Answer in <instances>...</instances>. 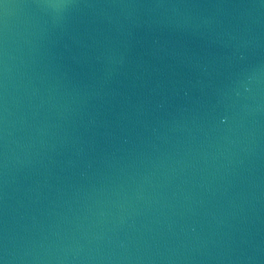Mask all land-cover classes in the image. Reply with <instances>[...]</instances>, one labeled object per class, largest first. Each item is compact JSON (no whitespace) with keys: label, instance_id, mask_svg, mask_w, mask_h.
<instances>
[{"label":"water","instance_id":"water-1","mask_svg":"<svg viewBox=\"0 0 264 264\" xmlns=\"http://www.w3.org/2000/svg\"><path fill=\"white\" fill-rule=\"evenodd\" d=\"M0 264H264V0H0Z\"/></svg>","mask_w":264,"mask_h":264}]
</instances>
